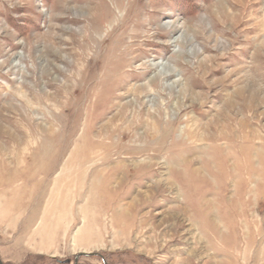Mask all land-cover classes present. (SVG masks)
Listing matches in <instances>:
<instances>
[{
  "label": "rangeland",
  "instance_id": "374dc122",
  "mask_svg": "<svg viewBox=\"0 0 264 264\" xmlns=\"http://www.w3.org/2000/svg\"><path fill=\"white\" fill-rule=\"evenodd\" d=\"M103 259L264 264V0H0V261Z\"/></svg>",
  "mask_w": 264,
  "mask_h": 264
},
{
  "label": "bare ground",
  "instance_id": "6f19581e",
  "mask_svg": "<svg viewBox=\"0 0 264 264\" xmlns=\"http://www.w3.org/2000/svg\"><path fill=\"white\" fill-rule=\"evenodd\" d=\"M227 140H228V139H227ZM227 142H228V143H226L227 148H228V149H232V148H231V146H232V141H229V140H228ZM110 147H111V146H107V149H106V150L109 151V148H110ZM108 161H109V159H108V154H107V157L103 159V162H108ZM106 183H107V182H106ZM216 231H217V230H216Z\"/></svg>",
  "mask_w": 264,
  "mask_h": 264
},
{
  "label": "water",
  "instance_id": "95a60500",
  "mask_svg": "<svg viewBox=\"0 0 264 264\" xmlns=\"http://www.w3.org/2000/svg\"><path fill=\"white\" fill-rule=\"evenodd\" d=\"M83 255H87L89 257L97 256V255H94V254H83ZM79 258H80V255L76 256V258H75L76 263L78 262ZM103 262H104V264H106L104 260H103ZM67 263H70V261H67ZM0 264H2L1 261H0Z\"/></svg>",
  "mask_w": 264,
  "mask_h": 264
},
{
  "label": "trees",
  "instance_id": "16d2710c",
  "mask_svg": "<svg viewBox=\"0 0 264 264\" xmlns=\"http://www.w3.org/2000/svg\"><path fill=\"white\" fill-rule=\"evenodd\" d=\"M104 260V259H103ZM107 264V263H106Z\"/></svg>",
  "mask_w": 264,
  "mask_h": 264
}]
</instances>
